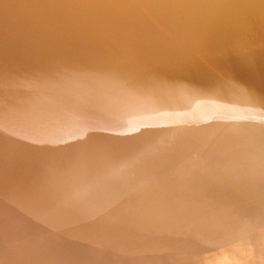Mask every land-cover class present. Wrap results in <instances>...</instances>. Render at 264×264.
Here are the masks:
<instances>
[{"label":"bare ground","instance_id":"bare-ground-1","mask_svg":"<svg viewBox=\"0 0 264 264\" xmlns=\"http://www.w3.org/2000/svg\"><path fill=\"white\" fill-rule=\"evenodd\" d=\"M0 96L6 169L26 149L46 161L8 189L0 235L9 215L83 220L76 244L127 249L150 219V239L186 230L228 245L221 264H264V0H0Z\"/></svg>","mask_w":264,"mask_h":264},{"label":"rangeland","instance_id":"rangeland-1","mask_svg":"<svg viewBox=\"0 0 264 264\" xmlns=\"http://www.w3.org/2000/svg\"><path fill=\"white\" fill-rule=\"evenodd\" d=\"M14 90H17V88L14 85L13 86H12V84H10L9 86L7 85L6 89H4V92L6 93L5 96L11 95V91H14ZM31 93L33 95L37 94L34 90L31 91ZM36 97H38V95ZM1 98H0V104H1ZM9 98L8 99L6 98V100H8L10 102L11 100H9ZM10 103L14 104L15 102L13 103L11 101ZM15 105L16 104H14V106L10 105V107H14L16 110H18V108ZM69 106H70V103H69ZM68 109H70V108H68ZM72 111H73L74 115L78 114L77 108H74ZM73 123H74V121H73ZM95 128H98V127H95ZM95 130L96 129H93L89 134H92V135L95 134L97 136V138H98V135H97V133H95ZM99 132H105V131L103 129L102 130L100 129ZM81 134H82V132H81ZM86 136L87 135H84L83 137L85 139H87ZM92 138H93V136H92ZM98 140H100V139H98ZM117 140H119V138ZM102 141L100 140L99 142H101V144H103L102 145V147H103L105 142L103 141V143H102ZM124 142H125V140L122 141V143H124ZM125 143H128L129 146L132 147L131 150L133 152H135L138 149V147H139V146H137V144H133L132 145V143H130V142H125ZM2 154H3V150H1V148H0V197H1L0 198V207H2L1 205L3 203L4 197L7 196V194H8L7 191H8L9 188L14 187L18 183L22 184L24 181L26 182L25 179H27V182H28V180L29 181L34 180V182H38L37 179H34L35 175L32 174L33 172L32 173H30V172L26 173L27 172V169L25 168L26 166L28 168L30 167V169H31L32 166H34V167H32L31 170H37L38 162L39 163H44V164L46 163V161H41L42 159L38 160L34 154L29 153V150L26 149V153L21 155V156H19L20 160L16 161V163H12L13 164L12 167H14L13 170H17V171H15L12 174V173H9L10 169H6V163L5 162H8V161L6 159H4L5 157ZM134 154H136V152ZM56 156L52 160V162H54V163H55V160H56ZM50 162H51V160H50ZM176 172L178 173L176 178H178L179 182L181 181L180 184H182V185H183V183L184 184L186 182L189 183L190 181L194 180L193 177H189L191 174L190 173L188 174L187 172H185V170L183 172H181V171H176ZM142 177H143V179H145V177L143 175L141 176V178ZM180 177H182L183 180H185V181H183ZM37 178H40V177H37ZM139 181L137 183H139ZM205 181H207V179H205ZM178 183H176V184H178ZM227 192L228 191H225L224 193L226 194ZM226 195H228V194H226ZM230 197H232V204H233V198L235 197V195L234 196H230ZM226 198H227V196H226ZM226 201L228 202L229 199L228 200H226V199L223 200V202H226ZM161 213H159L157 216H154L153 219L157 220L158 218H161V216L163 214V213L162 214ZM165 214L166 213H164L163 215H165ZM100 215L102 217L107 218V214H105L104 212L100 213ZM9 216H8L7 221H6L7 223L5 222L6 225L4 224V226H2V229H3V231L5 230L4 232H6V234L3 235V236L0 235V239H1L0 240V249H1L0 250V263L1 264H13V262H14V264H20L19 262H21V260H22L23 264H28V263L29 264H34V263L35 264L36 263L37 264L38 263L39 264H50V263L51 264H57V263L58 264H78V263L79 264H95V263L96 264H101V262L98 259H101L103 257H99L97 255L101 251L106 250V248H107V250L108 249L113 250L114 248H116V249L118 248V253H117L118 256L116 255V253L114 254V256L117 258V260L115 261V260L112 259L110 261L111 264L112 263H114V264H221V263H224V261H226V263H227L228 258L232 256V251H231V249H230V247L228 245H226L224 247L218 246V243L216 244V243H213V241H207L206 238H208V236H202L201 234L194 233V232H186V230H185V232L182 233L183 236L182 235L180 236L179 233L178 234H175V233L165 234V233H163V235H162L163 238L159 237V239H157V238L150 239L148 237H145V236H149L152 233V231H153V230L151 231L152 228H151L150 225L152 223H156V222L158 223V221L153 222L150 219H148L144 223H140L138 225V227H136V229L134 231V234L133 235H129V239H127V241L129 240V242L126 243V241L124 240V242L126 243V246H128V248L126 249L125 247L119 248L116 245L117 243H115V242H113V243L111 242L110 243L111 240H108L106 238H102V236H99L97 238V240L95 239V243L88 242L89 243L88 246H87V244H85L83 246L76 244V242L74 241V238H78L79 239V237H78L79 234L84 236V237H86V234H85L86 230L85 229L87 228V223H85V222L81 223V221H83V220L75 222V220L74 221L73 220L65 221V220H63V218H61L58 221H56L58 224L56 223L55 226L54 225H49V228L47 227L44 230H39V231L36 232V231L31 230L30 227H28L27 223H23L21 221H19L17 223V221L12 219V218H14L13 216H10V217ZM111 217H113V216H111ZM166 217H168V216L166 215ZM170 219L172 220V218H170ZM60 220H62V223L59 222ZM65 222H66V224H65ZM58 225H61V226L58 227ZM197 226L199 227V228L197 227L198 231H200L202 233L204 231L215 232V230H208V228H210L211 226H208V224L201 223L200 221H198V225ZM56 227H58V228H56ZM60 227H63V229H65V230H62V228H60ZM65 227L68 228V229L66 230ZM51 228H52V230L54 228H56V229H54V232L57 230L58 232L59 231H64V233L60 232V234H59L56 231L55 232L56 234L55 233L51 234V231H52ZM213 228H214V226H213ZM47 229H49L47 232H49L52 237L55 234L53 239L55 238V240H56V238L59 237L57 239L58 243L56 245H55L56 241L53 240L51 238V236H49L50 238H46L50 234H47V232L45 234H42ZM59 229H61V230H59ZM67 231L71 232V233H66ZM13 234H17V235H13ZM63 234H65V235H63ZM70 235H72V236H70ZM73 236H75V237L73 238ZM130 236L134 237V238L131 239ZM61 237H62L63 240L61 239ZM119 237H121V236L115 235L113 239H115V240L120 239L121 240L122 238H119ZM59 239H61L62 241L65 240V242L61 241V243H60L61 246L59 245V242H60ZM123 239H125V238H123ZM67 240L68 241L71 240L70 244H69V242ZM49 242H51V243H49ZM124 242H123V240H121L118 243L119 244H123ZM163 242H164V244H163ZM19 243H21V244H19ZM106 243L107 244L110 243L108 245V246L111 245L110 248H108ZM11 244H12V246H11ZM96 244H97V246H96ZM18 245H20V246H18ZM26 246L29 249H26L27 248ZM34 246H37L36 249L37 248L38 249L36 250L34 248ZM105 246H107V247H105ZM8 247L9 248L13 247L14 250L12 251V249H10V251H9ZM19 247H22V248H19ZM103 247H104V249H102ZM5 248L7 249V251H5L6 250ZM19 249H20V251H19ZM57 249H58V251H56ZM120 249H121L122 252H125V253H126V251H128L130 253L129 256L120 255ZM8 251H9V254H8ZM24 251L26 252V254H25ZM225 251H226V253H225ZM44 252H46V253H44ZM227 252H229V253H227ZM17 253H19V255ZM38 253H39V256H38ZM4 254H6V255H4ZM10 256H12V257H10ZM40 256H41V258H40ZM14 257H17V258H14ZM20 257L21 258L23 257L25 259H21ZM5 258H6V260H5ZM12 258H13V260H12ZM18 258L21 259V260H19ZM31 258H32V262H31ZM38 258H40V259L38 260ZM93 258H94V260H93ZM96 258H97V260H96ZM23 260L25 261V263H24ZM17 261H19V262H17ZM34 261H37V262H34ZM96 261H98V262H96ZM93 262H95V263H93ZM110 262H106V263L103 262L102 264H110Z\"/></svg>","mask_w":264,"mask_h":264},{"label":"water","instance_id":"water-1","mask_svg":"<svg viewBox=\"0 0 264 264\" xmlns=\"http://www.w3.org/2000/svg\"><path fill=\"white\" fill-rule=\"evenodd\" d=\"M169 66V65H168Z\"/></svg>","mask_w":264,"mask_h":264}]
</instances>
